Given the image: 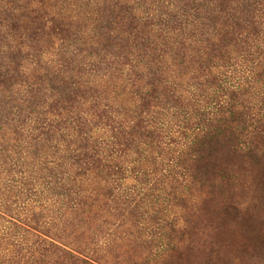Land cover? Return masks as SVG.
Instances as JSON below:
<instances>
[{
	"label": "rangeland",
	"instance_id": "1",
	"mask_svg": "<svg viewBox=\"0 0 264 264\" xmlns=\"http://www.w3.org/2000/svg\"><path fill=\"white\" fill-rule=\"evenodd\" d=\"M180 1L132 0V5L142 23L155 24L157 18L147 8L172 11L180 8ZM253 2L256 34L263 39L264 0ZM110 3L0 0V101L8 92L23 98L29 86L46 88L45 75L84 60L96 48L81 46V40L102 32V19L113 12ZM144 9L150 17L139 15ZM80 49L82 54L77 53ZM214 91L190 90L182 108L163 101L162 107L152 109L156 139L141 142L145 145L141 144L140 166L135 147L129 148L125 159L117 160V166L128 164L120 174L117 169L107 173L97 169L101 173L97 180L91 173L83 180L77 176L80 170L69 165L65 177L76 180L80 195L98 183L114 193V198L104 196L94 206H85L86 212L79 215H69L67 205H53L47 190L39 187L35 134L12 125V116L4 121L1 116L7 127L0 130L8 135L0 131V260L12 262L17 254V264H23L36 241H46L87 264H264V138L256 124V117L264 112L257 98L246 105L256 117L247 120L246 135L238 143L230 139L235 123L216 135L213 118L220 113L229 117L228 107L222 109L220 104L230 98L228 94H217L221 99L209 106L202 103L206 117L199 112L195 116L191 109L195 99L203 100ZM258 96L264 97V88ZM241 103L235 107L238 113ZM157 113L175 120L162 119ZM208 117L214 122L203 123ZM188 118L191 122L186 125ZM201 142V153L194 154ZM102 150V156L108 157L107 150ZM186 163L190 165L187 172ZM22 179L31 183L26 194L19 188ZM9 244L17 247V253Z\"/></svg>",
	"mask_w": 264,
	"mask_h": 264
},
{
	"label": "trees",
	"instance_id": "2",
	"mask_svg": "<svg viewBox=\"0 0 264 264\" xmlns=\"http://www.w3.org/2000/svg\"><path fill=\"white\" fill-rule=\"evenodd\" d=\"M132 3V0H111L109 7L113 12L102 19L99 27L102 32L81 40V46L96 48L84 60L54 75H45L44 81L36 78L46 88L29 86L23 98L8 92L0 101L3 121L12 116V125L35 134L38 144L34 155L41 174L38 185L47 190L53 205H67L68 214L85 213V206H94L104 196L114 198V193L99 183L93 190H87L86 195H80L76 180L65 177L69 165L80 170L77 176L83 180L90 173L97 180L101 174L97 169L106 173L117 169L120 174L128 164L117 166V160L125 159L129 148L135 147L138 154L135 160L139 159L136 164L140 166L138 163L144 159L142 143L156 139L151 129L150 118L156 114L152 109L162 107L163 101H173L174 106L182 108L183 97L190 90L207 93L215 89L205 99H195L191 107L195 116L199 112L206 117L202 103L209 106L219 102L221 96L217 98V94H228L230 98L220 104L222 109L228 107L229 117L216 115L213 119L217 127L213 131L219 135L227 129L222 127L237 124L231 128L233 136H230L236 143L246 135L247 120L256 117L246 105L257 98L264 112V97H257L264 88V45H260L264 37L256 34L253 0H181L177 3L180 8L172 11L147 8L157 18L155 24L142 23ZM145 10L139 11V15L150 17ZM239 100L244 111L240 113L235 110ZM159 114L162 119L175 120ZM206 119L203 123L213 121ZM185 120L186 125L191 122L189 118ZM256 121L259 136L264 138V113L258 114ZM0 127H7L6 123L0 121ZM0 131L5 137L8 135L7 131ZM190 131L191 128L187 132ZM198 145L194 154L201 153L199 147L204 146L202 142ZM102 149L107 150L108 157L102 156ZM187 168L190 169L189 164L186 172ZM20 184L26 194L25 188L31 183L22 179ZM34 245L31 257L23 264H87L52 243L36 241ZM9 248L17 250L14 244H9ZM10 263L17 264V254L12 262L0 260V264Z\"/></svg>",
	"mask_w": 264,
	"mask_h": 264
}]
</instances>
